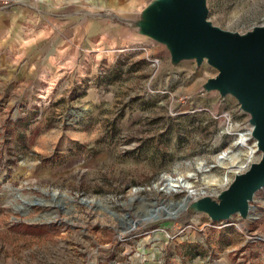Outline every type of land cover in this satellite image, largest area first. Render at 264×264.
I'll return each instance as SVG.
<instances>
[{
  "label": "rangeland",
  "instance_id": "obj_1",
  "mask_svg": "<svg viewBox=\"0 0 264 264\" xmlns=\"http://www.w3.org/2000/svg\"><path fill=\"white\" fill-rule=\"evenodd\" d=\"M19 1L7 8L35 13L34 43L23 53L81 61L72 58L71 69L52 79L42 76L21 105V127L0 141V264H31L29 226L65 245L53 248L52 264H116L123 246L134 255L140 239L156 231L174 241L201 240L195 251L204 264H221V256L228 264H264V188L253 196L252 217L224 221L181 209L175 203L184 190H159L165 174L189 172L193 196L215 198L226 184L202 177L229 180L236 172L218 161L220 153L239 152L243 161L245 145L256 148L237 100L203 90L217 70L193 59L172 65L166 46L139 32L136 21L151 0ZM206 6L209 21L233 32L264 25V0ZM12 114L6 110L5 119ZM259 155L255 150L252 159ZM50 192L66 196L52 201ZM34 196L48 200L31 203ZM105 208L128 217L119 222Z\"/></svg>",
  "mask_w": 264,
  "mask_h": 264
},
{
  "label": "water",
  "instance_id": "obj_2",
  "mask_svg": "<svg viewBox=\"0 0 264 264\" xmlns=\"http://www.w3.org/2000/svg\"><path fill=\"white\" fill-rule=\"evenodd\" d=\"M207 14L206 0H151L136 23L140 33L166 46L172 65L193 59L197 65L206 61L217 70L214 76L206 78L203 90L216 91L220 96L231 95L237 100L239 108L249 115L250 136L260 153L257 159L248 161L244 170L233 173L215 198L193 196V190L179 187L186 193L175 204L190 213L203 212L212 221H224L234 214L247 219L252 217L255 192L264 188V25H256L244 33L233 32L214 25ZM163 182L160 191H165V176ZM50 195L52 201L56 200L55 196L58 200L66 196L54 192ZM45 200L48 199L34 196L31 203ZM78 202L90 203L85 197H79ZM105 210L119 222L128 217L127 213L118 217L114 211Z\"/></svg>",
  "mask_w": 264,
  "mask_h": 264
},
{
  "label": "crops",
  "instance_id": "obj_3",
  "mask_svg": "<svg viewBox=\"0 0 264 264\" xmlns=\"http://www.w3.org/2000/svg\"><path fill=\"white\" fill-rule=\"evenodd\" d=\"M34 14L21 7L0 9V141L10 137L8 135L10 128L18 129L19 125L21 127L22 116L19 114L21 105L25 107L28 94L40 89L39 80L42 76L49 75V79H52V73L57 74L71 69L70 64L74 61L72 58H76L75 61H81L80 55L35 57L23 53L30 48L29 44L34 43L30 40L32 36L29 34V22L32 21L31 15ZM17 44L21 45L18 50ZM17 53L25 55L19 57ZM10 109L13 113L11 120H6L4 112ZM16 133L17 139L22 143L23 136L19 137V133L23 132L17 131ZM29 234L31 264H52L53 248L65 247L62 243L55 245L52 242V236L48 233L33 232L32 226H29ZM61 234L65 235L62 232ZM199 243H196V240L192 243L186 239V235L174 241L173 238L165 237L163 233L156 231L153 235L140 239L134 255L128 254L126 246H123L116 264H204V260L201 259L204 256L203 252L195 251V247L201 246ZM220 258L221 264H228V259L222 256ZM36 260H41L42 263H37Z\"/></svg>",
  "mask_w": 264,
  "mask_h": 264
},
{
  "label": "bare ground",
  "instance_id": "obj_4",
  "mask_svg": "<svg viewBox=\"0 0 264 264\" xmlns=\"http://www.w3.org/2000/svg\"><path fill=\"white\" fill-rule=\"evenodd\" d=\"M238 139L241 140V142L243 143L245 140L244 134L241 133V135L238 136ZM245 147L247 149V151H246L247 156H246L245 160H243V161L241 160V154L239 152L228 153L227 151H223V153H220L222 156V159H218V157H217V159L220 163H226L227 166L231 167V169H234V171L238 172L240 170V168L244 167L248 161H252V158H254V151L256 150V148L253 146H249L247 144L245 145ZM190 176H192V173H189V172L187 173L186 176L179 173L175 177L170 176L169 174H165V177L167 178V183L164 185L165 191L169 192L170 190H179V187H183V188L185 187L187 190H192L191 189L192 185L187 179ZM202 179L206 184H208V183H210V184H217V183L223 184L228 180V176L224 175L223 178L219 180V178L216 177L214 174H208V175L203 176ZM42 203H45V202H42ZM166 213H167V211H166ZM150 218H148V219H150Z\"/></svg>",
  "mask_w": 264,
  "mask_h": 264
},
{
  "label": "built area",
  "instance_id": "obj_5",
  "mask_svg": "<svg viewBox=\"0 0 264 264\" xmlns=\"http://www.w3.org/2000/svg\"><path fill=\"white\" fill-rule=\"evenodd\" d=\"M17 2H20L19 0H0V9H3V8H6L8 5H10V4H12V3H17ZM156 62V60L154 59L153 61H152V64L153 63H155ZM241 131H239L238 132V134L239 135H241ZM247 136L245 137V140H244V144H246V142H247ZM246 165H247V163L245 164V166L243 167V168H245L246 167Z\"/></svg>",
  "mask_w": 264,
  "mask_h": 264
},
{
  "label": "trees",
  "instance_id": "obj_6",
  "mask_svg": "<svg viewBox=\"0 0 264 264\" xmlns=\"http://www.w3.org/2000/svg\"><path fill=\"white\" fill-rule=\"evenodd\" d=\"M198 252V251H197ZM199 253H201V252H199Z\"/></svg>",
  "mask_w": 264,
  "mask_h": 264
}]
</instances>
